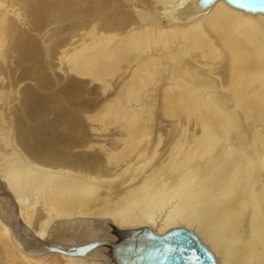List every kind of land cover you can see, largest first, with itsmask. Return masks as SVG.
<instances>
[{
  "label": "bare ground",
  "instance_id": "obj_1",
  "mask_svg": "<svg viewBox=\"0 0 264 264\" xmlns=\"http://www.w3.org/2000/svg\"><path fill=\"white\" fill-rule=\"evenodd\" d=\"M200 1L0 0V264H264V14Z\"/></svg>",
  "mask_w": 264,
  "mask_h": 264
},
{
  "label": "water",
  "instance_id": "obj_2",
  "mask_svg": "<svg viewBox=\"0 0 264 264\" xmlns=\"http://www.w3.org/2000/svg\"><path fill=\"white\" fill-rule=\"evenodd\" d=\"M215 0H201L207 6ZM230 6L250 13L264 14V0H224ZM130 243L122 246L97 242L78 248L87 251L99 246H112L123 259L119 264H217L198 238L184 228H175L155 235L148 228L132 230ZM130 239V238H129Z\"/></svg>",
  "mask_w": 264,
  "mask_h": 264
},
{
  "label": "rangeland",
  "instance_id": "obj_3",
  "mask_svg": "<svg viewBox=\"0 0 264 264\" xmlns=\"http://www.w3.org/2000/svg\"><path fill=\"white\" fill-rule=\"evenodd\" d=\"M160 116L163 117V118H160ZM154 117H157V118H154ZM153 119H155L156 121H159L160 119H161V121H165L166 120L165 117L163 116V114L159 115L158 113L154 114ZM5 204L8 205V203H5ZM5 204H0V205L1 206H5Z\"/></svg>",
  "mask_w": 264,
  "mask_h": 264
}]
</instances>
